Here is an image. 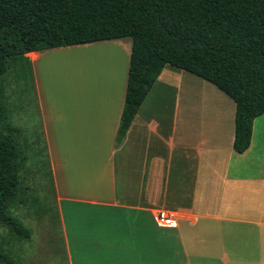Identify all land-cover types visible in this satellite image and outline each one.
I'll return each mask as SVG.
<instances>
[{
	"label": "crops",
	"instance_id": "1",
	"mask_svg": "<svg viewBox=\"0 0 264 264\" xmlns=\"http://www.w3.org/2000/svg\"><path fill=\"white\" fill-rule=\"evenodd\" d=\"M100 41L70 45L80 67L90 50L109 53L75 112L58 117L39 92L67 263L264 264V114L235 151V101L167 64L117 144L131 46ZM67 47L27 55L36 65ZM158 210L177 224L160 225Z\"/></svg>",
	"mask_w": 264,
	"mask_h": 264
},
{
	"label": "trees",
	"instance_id": "2",
	"mask_svg": "<svg viewBox=\"0 0 264 264\" xmlns=\"http://www.w3.org/2000/svg\"><path fill=\"white\" fill-rule=\"evenodd\" d=\"M130 37L119 144L165 65L206 79L236 104L233 147L251 144L264 114V0H0V225L17 238L31 230L9 207L26 202V156L11 122L4 75L27 53ZM30 59V58H29ZM0 264H19L0 248Z\"/></svg>",
	"mask_w": 264,
	"mask_h": 264
},
{
	"label": "rangeland",
	"instance_id": "3",
	"mask_svg": "<svg viewBox=\"0 0 264 264\" xmlns=\"http://www.w3.org/2000/svg\"><path fill=\"white\" fill-rule=\"evenodd\" d=\"M120 44L126 53V46H131L132 39L125 37L111 42L100 41L95 46L112 48ZM74 47L47 50L46 53L41 51L44 54L36 65L31 59L20 57L4 75L8 112L11 122L21 129L18 145L26 156L20 183L26 202L11 205L9 210L31 230V236L17 238L0 225V248L19 264H68L39 92L47 99L45 104L48 102L58 117L75 112L79 104L75 98L79 91L82 93L81 90H85V83H88V87H96L105 80L106 70H99L95 64H102L103 61L97 60H101L102 56L107 59L109 54L104 51L92 54L90 52L93 50H90L84 55L83 65L81 57L80 67ZM204 92L209 94L206 90Z\"/></svg>",
	"mask_w": 264,
	"mask_h": 264
},
{
	"label": "built area",
	"instance_id": "4",
	"mask_svg": "<svg viewBox=\"0 0 264 264\" xmlns=\"http://www.w3.org/2000/svg\"><path fill=\"white\" fill-rule=\"evenodd\" d=\"M156 220L163 226H175L177 224V216L168 210H158L155 214Z\"/></svg>",
	"mask_w": 264,
	"mask_h": 264
},
{
	"label": "bare ground",
	"instance_id": "5",
	"mask_svg": "<svg viewBox=\"0 0 264 264\" xmlns=\"http://www.w3.org/2000/svg\"><path fill=\"white\" fill-rule=\"evenodd\" d=\"M98 52H99V53H103V50H93V52H90V53L93 54V53H98Z\"/></svg>",
	"mask_w": 264,
	"mask_h": 264
}]
</instances>
